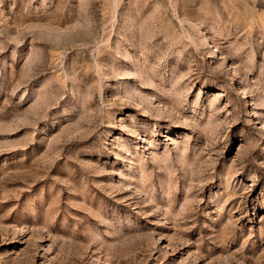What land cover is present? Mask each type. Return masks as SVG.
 <instances>
[{"label":"rangeland","instance_id":"rangeland-1","mask_svg":"<svg viewBox=\"0 0 264 264\" xmlns=\"http://www.w3.org/2000/svg\"><path fill=\"white\" fill-rule=\"evenodd\" d=\"M0 264H264V0H0Z\"/></svg>","mask_w":264,"mask_h":264}]
</instances>
